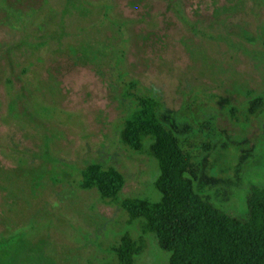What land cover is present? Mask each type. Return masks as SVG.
I'll list each match as a JSON object with an SVG mask.
<instances>
[{
    "label": "rangeland",
    "instance_id": "374dc122",
    "mask_svg": "<svg viewBox=\"0 0 264 264\" xmlns=\"http://www.w3.org/2000/svg\"><path fill=\"white\" fill-rule=\"evenodd\" d=\"M140 97L190 146L196 191L245 216L264 187V0H0V264H114L124 234L134 264H168L121 207L160 198L156 161L119 136ZM90 164L123 175L116 200L80 188Z\"/></svg>",
    "mask_w": 264,
    "mask_h": 264
},
{
    "label": "trees",
    "instance_id": "16d2710c",
    "mask_svg": "<svg viewBox=\"0 0 264 264\" xmlns=\"http://www.w3.org/2000/svg\"><path fill=\"white\" fill-rule=\"evenodd\" d=\"M15 2L21 5L22 0ZM9 6L13 15L24 13ZM261 105V99L252 100L248 113L253 115ZM156 112L153 99L137 98L135 110L120 131L123 145L137 153L146 147L158 169L153 186L159 200H123L121 207L128 222H141L142 233L155 238L158 248L168 255V264H264V187L249 189L243 217L216 208L195 189L200 166L190 146H184L160 123ZM208 149L209 143L205 145ZM124 183L123 175L111 167L90 164L81 172L80 188L95 190L102 200H116ZM111 251L114 264H134L144 251V243L124 234Z\"/></svg>",
    "mask_w": 264,
    "mask_h": 264
}]
</instances>
